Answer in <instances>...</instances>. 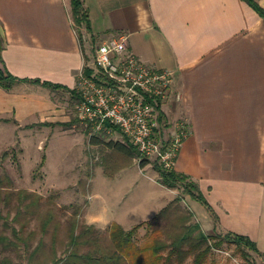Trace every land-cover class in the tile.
Here are the masks:
<instances>
[{
  "label": "crops",
  "instance_id": "0c3cea01",
  "mask_svg": "<svg viewBox=\"0 0 264 264\" xmlns=\"http://www.w3.org/2000/svg\"><path fill=\"white\" fill-rule=\"evenodd\" d=\"M83 2L91 25L82 29L84 53L70 0H0V69L62 87L0 86V124L68 118L55 96L76 93L85 42L125 34L139 60L172 72L163 118L172 133L181 122L188 130L173 170L197 183L212 207L216 226L196 206L205 227L246 236L264 254V18L242 0ZM256 2L264 10V0Z\"/></svg>",
  "mask_w": 264,
  "mask_h": 264
},
{
  "label": "rangeland",
  "instance_id": "374dc122",
  "mask_svg": "<svg viewBox=\"0 0 264 264\" xmlns=\"http://www.w3.org/2000/svg\"><path fill=\"white\" fill-rule=\"evenodd\" d=\"M82 33L84 40L87 35ZM86 42L89 63L97 43ZM55 98L66 107L68 118L48 119L52 122L32 126H19L12 120L8 122L11 124H0L2 191L9 193L11 207H20V192L41 197L40 204L33 206L36 215L27 216L26 229L20 231L21 224L11 222L14 210L9 225L20 231L34 254L39 242H44L33 260L28 256L23 240H19L20 248L16 251H5L0 247V263L6 264L4 261L8 259V264H30L29 260H32L31 264H52L56 254L64 256L73 226L79 231L82 225H94L105 234L117 221L122 222L127 231L141 225L135 234V241L141 247L155 240L169 244L185 232L193 239L209 236V243L213 245L219 242L224 234L216 231V227L212 232L207 230L205 215L196 208L204 210L203 206L187 196L181 185L175 188L162 185L154 160L141 161L135 150L134 157L111 150L107 146L110 142L130 146L118 131L93 133L85 127L76 109L77 92L58 93ZM163 121L162 138L169 145L174 135L173 124H168L166 118ZM158 165L169 170L163 164ZM6 178L12 183L8 184ZM170 204L173 206L156 230L148 228L147 223ZM5 206V203L0 205V212L8 217ZM126 206H131L130 210H122ZM48 212L52 213L53 220L44 232L42 221ZM210 218L216 226L214 217L210 215ZM3 224L4 220H1L0 230ZM6 234L16 240L10 227ZM103 245L108 246L107 241ZM255 257L246 247L223 241L212 247L204 264H264V258ZM192 259L193 256L189 257L185 264H190Z\"/></svg>",
  "mask_w": 264,
  "mask_h": 264
},
{
  "label": "trees",
  "instance_id": "16d2710c",
  "mask_svg": "<svg viewBox=\"0 0 264 264\" xmlns=\"http://www.w3.org/2000/svg\"><path fill=\"white\" fill-rule=\"evenodd\" d=\"M242 1H245L257 11L262 18H264V10L259 7L256 0ZM70 6L72 21L84 53L82 29L86 32L91 31L89 13L84 6L83 0H70ZM3 44L4 42L0 35V62H2L1 52L3 50ZM84 57L86 59L85 55ZM21 82L39 84L52 90L62 88L61 86L48 82H40L39 80H20L0 69V86L4 89L8 90ZM107 146L113 151L130 157H134V152H137L136 148L131 144L129 147H126L120 143L110 142ZM141 163L142 165H145V162ZM156 163L157 162H155V169H157L161 175L162 185H166L169 188H175L178 185H181L187 196L202 204L207 209V211L214 217L217 225V216L200 191L198 184L192 181L189 176L175 172L173 169L166 170ZM6 181L8 184L12 183L9 178H6ZM1 183H3V180H0V205L5 203V208L9 213L7 214L8 217H5L0 212V221L4 220V224L2 225L3 229L0 230V247L5 251H16L20 248V244L18 243L19 240H23L26 252L33 260L34 255L39 252L44 242H39L34 250L36 252L34 254V252H30V245L22 238L20 231L26 229L27 224L29 223L27 216L36 215L33 206L40 204L41 197L27 192H20V207H11V197L8 192L2 191ZM172 206L173 204H170L157 213L153 219L147 223V227L151 230H156L158 224L165 220ZM12 210L15 211V214L11 222L20 223V231L15 230L12 225H9V218L12 215ZM45 216L46 218L42 221V227L44 232H47V229L50 226L49 224L53 220V216L51 212L46 213ZM9 227L13 230V237L16 238V240L7 236L6 229H9ZM140 227L141 225H138L127 231L121 225L114 223L108 227L104 234V232L96 228L94 225H82L79 231L76 226H73L69 231V240L66 243L64 256L61 255L58 257L56 254L52 264H185L187 259L192 256L193 259L190 264H204L212 247L223 241L236 246H244L252 252L259 254V257L264 258V254H260L257 251L256 245L251 239L232 232H224V235L221 236L222 238L219 239V242H215V245L209 243L211 240L209 236L206 237L201 235L200 238L193 239L188 235V232H185L180 236L173 238L169 244L160 240H155L152 243L141 247L135 241L136 231ZM104 241H107L108 246L103 245ZM163 253H166V255ZM32 260H29L30 264L32 263ZM4 263L8 264L10 261L6 259Z\"/></svg>",
  "mask_w": 264,
  "mask_h": 264
},
{
  "label": "built area",
  "instance_id": "2783aa9c",
  "mask_svg": "<svg viewBox=\"0 0 264 264\" xmlns=\"http://www.w3.org/2000/svg\"><path fill=\"white\" fill-rule=\"evenodd\" d=\"M173 83L172 72L147 66L129 51L121 34L96 44L92 61L78 75L79 120L93 133L119 132L141 161L154 160L173 169L188 135L181 122L171 143L162 138L163 104Z\"/></svg>",
  "mask_w": 264,
  "mask_h": 264
}]
</instances>
